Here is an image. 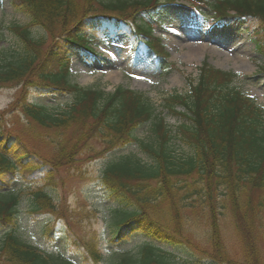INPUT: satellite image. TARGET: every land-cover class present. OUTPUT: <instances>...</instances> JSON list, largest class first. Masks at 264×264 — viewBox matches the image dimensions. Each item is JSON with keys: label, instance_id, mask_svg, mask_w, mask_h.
I'll return each mask as SVG.
<instances>
[{"label": "trees", "instance_id": "16d2710c", "mask_svg": "<svg viewBox=\"0 0 264 264\" xmlns=\"http://www.w3.org/2000/svg\"><path fill=\"white\" fill-rule=\"evenodd\" d=\"M178 1L204 18L206 26L220 28L241 22L262 62L256 73L264 75V0H9L11 7L29 22L8 28L18 44L16 49L0 51V86L15 84L24 89L35 84L45 92L73 94L74 100L60 113L25 99L16 103L34 128L52 132L56 145L49 156L25 143V135L34 139V131L20 133L0 123V262L72 264L42 252L16 235L23 191L14 188L13 182L20 177L30 182L42 181L30 191V206L35 213L54 212L50 190L56 185V176L66 167H75L77 154L88 147L90 139L101 136L106 144L104 150L111 152L139 142L134 132L148 124L158 149L144 143L141 148L153 158V163L143 164L133 156L123 155L102 174L103 187L114 206L110 209L117 235L141 234L151 239L135 254L121 257L115 264H197L194 259L178 257L169 250L187 248L179 226L163 225L148 211L149 205L164 200L174 216L180 217L176 200L179 195L185 200L198 194L209 209L214 257L222 250L217 195L230 201L245 240L250 242L253 234L264 228V220L259 218L264 210V111L232 87V73L203 64L196 81H189L188 94L170 95L165 100L171 113L183 119L178 132L193 150V155L181 159L175 158L168 147L171 134L164 119L155 115L156 108L144 95L124 87L106 94L81 88L69 79V46L95 54L89 42L103 41L104 33L126 34L136 50L148 52L157 72L167 71L169 53L162 41L153 36L152 21L156 11ZM205 9L209 15L201 12ZM142 12L146 18L138 17ZM87 21L99 23L93 30ZM83 25L89 27L87 34L93 35L91 39L79 33ZM34 29H41L43 35L34 36ZM49 39L53 41L44 49ZM71 127L73 133L66 134ZM194 175L199 186L191 189L186 180ZM180 181L183 184L178 186ZM247 245L250 260L243 264H259L255 248ZM86 251L87 259L94 264L101 262L103 256L96 245H86ZM221 264L238 263L224 259Z\"/></svg>", "mask_w": 264, "mask_h": 264}, {"label": "rangeland", "instance_id": "374dc122", "mask_svg": "<svg viewBox=\"0 0 264 264\" xmlns=\"http://www.w3.org/2000/svg\"><path fill=\"white\" fill-rule=\"evenodd\" d=\"M202 11L210 13L206 9ZM155 19L160 22V26L153 29V34L161 39L169 53L167 71L157 72L149 55L132 50L131 41L125 34H104V43L99 44L95 40L89 42L95 54L69 46V79L81 88L97 89L106 94L124 87L144 95L156 108L155 115L163 118L166 123L171 134L168 147L175 158H187L193 155V150L179 135L178 127L183 119L175 116L167 107L165 100L168 96L188 94L189 81H196L202 65L208 64L232 73V87L239 89L264 111V75L256 73L262 62L255 53L249 32L241 22L224 24L220 28L205 26L191 7L182 1L165 6L155 14ZM28 22L25 15L11 7L9 0H0V51L17 47L18 40L8 28L13 24L24 26ZM85 23L94 30L99 22ZM89 27L83 25L79 33L91 39L93 35L87 34ZM248 28L254 29L252 26ZM32 34L40 36L43 32L34 29ZM52 41L49 39L44 49ZM176 41L179 43L176 44ZM119 59L122 60L121 65H117ZM20 99L43 104L60 113L74 100V95L45 92L35 84L24 89L15 84L0 86V123L20 133L34 131V139L25 135V143L45 156L53 154L56 143L52 132L34 128L24 118L16 104ZM180 110L178 107L177 111ZM73 129L71 127L66 134H72ZM134 136L139 142L111 152L104 150L106 144L101 136L90 139L88 147L77 154L75 167H66L56 176V185L50 190L54 212L35 213L30 206V191L42 181L36 179L30 182L28 178L20 177L13 182L14 188L23 191L17 212L16 235L42 252L60 256L72 264H94L86 258L88 244L96 245L103 256L98 264H115L121 257L135 254L143 243L150 242L151 239L141 234L131 237L117 235L116 220L110 209L114 206L102 184V174L107 166L123 155L133 156L143 164L153 163V158L141 148V143H144L158 149L151 125L139 127ZM186 181L191 189L199 186L195 175ZM181 184V181L177 183L178 186ZM180 196L176 198L180 217L177 214L174 216L169 203L164 200L148 206L151 216L163 225L170 228L175 227V224L179 226L187 248H177L175 251L169 248L174 255L194 259L197 264H221L224 259L243 264L250 260L246 253L247 243H250L257 252L259 264H264V228L256 231L250 242L249 239L245 240V232L238 228L232 205L226 197L217 195L215 206L222 250L214 257L215 251L209 238V209L198 194L185 200ZM259 218L264 220V210ZM262 224L264 226V221ZM114 234L116 238H113ZM0 264L6 263L1 261Z\"/></svg>", "mask_w": 264, "mask_h": 264}, {"label": "bare ground", "instance_id": "6f19581e", "mask_svg": "<svg viewBox=\"0 0 264 264\" xmlns=\"http://www.w3.org/2000/svg\"><path fill=\"white\" fill-rule=\"evenodd\" d=\"M175 43H176V44H178V43H179V41H176ZM121 64H122V60H121V59H119V60H118V62H117V65H121Z\"/></svg>", "mask_w": 264, "mask_h": 264}]
</instances>
